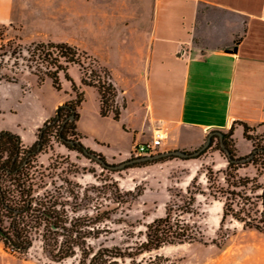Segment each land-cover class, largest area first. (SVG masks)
Instances as JSON below:
<instances>
[{
    "label": "rangeland",
    "instance_id": "obj_1",
    "mask_svg": "<svg viewBox=\"0 0 264 264\" xmlns=\"http://www.w3.org/2000/svg\"><path fill=\"white\" fill-rule=\"evenodd\" d=\"M46 1L17 0L16 22L0 26L4 40L13 41L10 47L0 51V73L15 77L14 82L0 80V129L18 132L24 141L33 138L35 125L64 95L63 90L52 86L49 78L39 84V76L42 79L45 76L43 66L36 67L27 52L28 46L46 41L43 38L47 34L56 32L43 14ZM51 1L54 6L55 2H72L75 13L72 21L78 26V34L90 32L92 36L100 34L101 37L107 36V31L91 19L111 16L116 9L123 7L132 8L126 0ZM59 32L63 35L66 30L60 29ZM81 60V78L87 77L92 69V75L98 74L109 80L104 75L103 66L89 58ZM70 74L77 76L76 69L71 68ZM59 80L62 88L65 82L62 72ZM84 100L83 112H90L97 104L92 89L87 90ZM111 124L121 138L122 126L115 121ZM253 136L256 144H264L263 133L254 132ZM234 137L241 149L247 146L240 133ZM242 152L234 142L236 158L251 151ZM106 162L116 164L121 161ZM31 166L36 196L43 197L46 190L59 194L61 200L68 202L66 208L71 216H94L97 212H105L106 217L95 224V233L86 239V244L94 251L106 247L129 253L125 257L113 258L110 264H264V223L260 220L264 160L239 163L232 171L236 178H241V183H236L235 187L229 184L231 169L225 152L217 147L216 138L203 153L193 158L168 157L122 169L103 168L83 152L52 138L50 145L34 158ZM245 181L248 182L243 185ZM169 204H174L173 215L188 224L197 239L166 244L134 255L139 242L145 238L147 224L163 216ZM225 208L238 212L243 219L252 218L262 231L245 226L230 213L222 219ZM42 233V227L32 231L31 246L23 253L7 250L0 241V264H88L87 259L81 262L79 250L62 260L53 259L43 247Z\"/></svg>",
    "mask_w": 264,
    "mask_h": 264
},
{
    "label": "crops",
    "instance_id": "obj_2",
    "mask_svg": "<svg viewBox=\"0 0 264 264\" xmlns=\"http://www.w3.org/2000/svg\"><path fill=\"white\" fill-rule=\"evenodd\" d=\"M126 1L131 9L91 19L107 31L104 37L78 34L72 2L43 3V14L56 30L43 39L89 53L109 71L117 91L120 115L115 120L112 111L101 115L97 88L81 84L79 67L68 66L75 85H81L84 96L92 89L97 103L90 112L82 111L86 100L77 108L76 131L83 145L106 160L123 161L132 145L149 140L157 127L164 133L160 151H187L197 149L210 131L232 126L236 148L250 152L251 141L244 139L247 146L241 149L234 136L238 132L244 138L240 122L264 133V0ZM16 4L0 0V26L16 22ZM62 85L64 95L35 125L31 140L12 131L23 146L34 143L37 128L74 97L70 81ZM111 121L122 126L121 138Z\"/></svg>",
    "mask_w": 264,
    "mask_h": 264
},
{
    "label": "trees",
    "instance_id": "obj_3",
    "mask_svg": "<svg viewBox=\"0 0 264 264\" xmlns=\"http://www.w3.org/2000/svg\"><path fill=\"white\" fill-rule=\"evenodd\" d=\"M12 43L11 39L4 40L0 32V51L10 47ZM27 52L29 57L35 61L36 67L43 66L45 76H43V79L39 76V84L47 77L51 80L52 86L60 90L59 73L62 72L64 78L70 81L71 90L75 95L72 99L58 105L54 114L38 127L36 140L30 146H23L18 134L10 130H0V241L7 250L23 253L31 246L32 231L42 227L43 247L53 259L62 260L74 255L75 251L79 250L81 252V262L82 259H87L88 264H105L107 262L110 264L113 262V258L125 257L129 253L117 252L116 248L106 247H100L94 251L86 244V239L95 233V224L106 217L103 215L105 212H97L94 216L69 215L66 208L69 204L67 201L61 200L59 194L47 190L43 192V197L34 194L35 183L30 173L32 161L50 145L52 138L68 148L77 149L81 152L83 148H86L105 160L100 153L84 146L80 140V133L76 131L77 108L84 100V94L82 90H79L81 85L76 86L67 73L68 66L73 64L78 65L82 70L81 58H89L91 62L93 61L97 65L98 62L94 57L87 55L85 51L79 50L67 42L39 41L32 46H28ZM102 69L105 77L109 79V71L104 67ZM92 73L93 70L91 69L87 77H82L81 84L95 86L99 94L101 115H106L109 111H112L113 118L118 120L120 110L114 102L117 94L115 87L110 80L102 79L98 74L94 76ZM1 79L10 82L15 81V77L0 73ZM240 124L243 127V137L252 143V150L249 154L253 153V156L250 160H241L249 154L235 157V141L232 138L233 127L231 126L228 131L223 132V143L230 153V156L225 153L228 166L231 169L228 174L231 177L229 184L235 187L238 185L236 183H241V178H236L232 171L237 169L239 163H257L259 160H264V144L258 145L255 143L254 128L245 122H240ZM214 138L217 139L218 149L224 151L218 136H212L211 142ZM68 141H72V143ZM168 157L173 158L175 156L135 162L132 165H145ZM100 165L103 168H108L102 164ZM247 182L245 181L243 185ZM260 203L262 206L260 220L264 223V188L262 189ZM173 206L174 204L167 205L163 216L157 217L147 224L145 238L139 242L136 252L133 253L134 255L158 249L166 244L190 242L197 239L196 233L189 225L179 220L177 215H173ZM229 213L234 218L243 221L245 226L262 231L261 226L253 222L252 218L243 219L238 212H233L231 209H224L222 219Z\"/></svg>",
    "mask_w": 264,
    "mask_h": 264
},
{
    "label": "water",
    "instance_id": "obj_4",
    "mask_svg": "<svg viewBox=\"0 0 264 264\" xmlns=\"http://www.w3.org/2000/svg\"><path fill=\"white\" fill-rule=\"evenodd\" d=\"M218 136L220 139V144L222 149L224 150V152L227 154V156H230L229 150L225 147L224 143H223V132L220 130H212L210 131L205 140L203 141V143L195 150L188 152L182 149H173V150H166V151H160V152H156L154 154H150V155H144V156H138V157H130L126 160H123L119 163L116 164H110L108 162H106L105 160H103L99 155L90 152L88 149L83 148L82 152L88 156L89 158H92L94 160H96L98 163L102 164L103 166H106L110 169H122L125 168L135 162H141V161H146V160H154V159H158L161 157H165V156H175V157H179V158H193L198 156L201 152H203L206 148L209 147V145L211 144V140H212V136ZM70 143H72V141H68ZM253 156V153L249 154L248 156L242 158V161H246V160H250V158Z\"/></svg>",
    "mask_w": 264,
    "mask_h": 264
},
{
    "label": "built area",
    "instance_id": "obj_5",
    "mask_svg": "<svg viewBox=\"0 0 264 264\" xmlns=\"http://www.w3.org/2000/svg\"><path fill=\"white\" fill-rule=\"evenodd\" d=\"M163 138V131L159 127L155 128L149 140L136 142L132 145L130 156L138 157L158 152Z\"/></svg>",
    "mask_w": 264,
    "mask_h": 264
}]
</instances>
